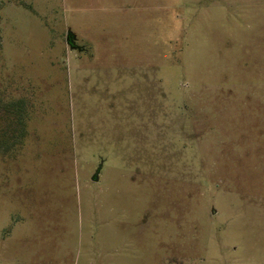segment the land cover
Returning <instances> with one entry per match:
<instances>
[{"label":"rangeland","instance_id":"rangeland-1","mask_svg":"<svg viewBox=\"0 0 264 264\" xmlns=\"http://www.w3.org/2000/svg\"><path fill=\"white\" fill-rule=\"evenodd\" d=\"M0 264H264V0H0Z\"/></svg>","mask_w":264,"mask_h":264}]
</instances>
